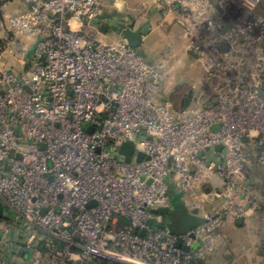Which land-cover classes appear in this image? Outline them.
I'll return each mask as SVG.
<instances>
[{
  "label": "built area",
  "instance_id": "2783aa9c",
  "mask_svg": "<svg viewBox=\"0 0 264 264\" xmlns=\"http://www.w3.org/2000/svg\"><path fill=\"white\" fill-rule=\"evenodd\" d=\"M102 1L22 0L7 18L33 49L21 71L0 72V264H195L221 226L259 207L248 172L255 147L264 167V81L248 84L241 67L255 41L261 56L263 0H228L239 13L228 28L194 21L195 44L230 71L205 105L179 110L164 66L97 39ZM170 186L192 208L209 196L222 204L174 234L152 212L170 208Z\"/></svg>",
  "mask_w": 264,
  "mask_h": 264
},
{
  "label": "rangeland",
  "instance_id": "374dc122",
  "mask_svg": "<svg viewBox=\"0 0 264 264\" xmlns=\"http://www.w3.org/2000/svg\"><path fill=\"white\" fill-rule=\"evenodd\" d=\"M215 1L103 0L101 3L104 21L113 28L126 26L129 22L143 26L145 22L148 33L138 51L148 62L164 66L165 96L175 110L187 108L184 107L186 101H190V106L205 105L219 91L223 76L230 71L225 56L215 57L205 48L198 47L192 34L194 21L209 18ZM218 2L225 3V0ZM22 5V0L0 1V72L21 71L20 63L25 59L22 50L32 47V42L15 36L7 25L8 16L22 9ZM261 5L264 7V0ZM259 11L260 14L261 7ZM170 13L173 16L168 18ZM119 31L109 29L106 33L101 32L97 39L108 44L118 43L122 40ZM254 45L248 50V63L241 67L247 76V83L253 85L264 81V41H261V56L256 54L255 58L252 53L257 47L256 41ZM255 149L257 152L253 148L249 159L248 178L252 198L259 203V207L250 208V221L243 228L234 225L220 227L218 239L211 243L200 259L203 264H264V194L259 190V186L264 185V167L259 164L260 148ZM204 200L217 201L219 206L222 204L213 196ZM164 220L167 221L168 216Z\"/></svg>",
  "mask_w": 264,
  "mask_h": 264
},
{
  "label": "water",
  "instance_id": "95a60500",
  "mask_svg": "<svg viewBox=\"0 0 264 264\" xmlns=\"http://www.w3.org/2000/svg\"><path fill=\"white\" fill-rule=\"evenodd\" d=\"M239 13L235 11L234 7L230 4V2H226L225 4V10H224V14L222 16V18L220 19L222 22H225V21H236L237 18H238V15ZM108 30V27L107 26H103L102 28V32H107ZM120 36L122 38V40L126 41L128 43V45L135 49V50H139L142 46H143V43H144V36H143V33L139 30H135L133 29L132 27H126V28H123L121 29L120 31ZM229 49V46L227 43H222L220 46H219V50L220 51H226ZM192 53V52H190ZM193 54V53H192ZM259 93L261 95H264L263 91L261 89H258ZM217 150H221V146H218L216 148ZM135 152V144L131 141H128V142H125L121 148H120V153L125 155L128 159V161H130V159L132 158L133 154ZM142 157V154H140V159ZM92 205V204H91ZM170 208H162V209H158V210H153L152 212L156 215H162L165 217L169 216L170 214ZM3 213H4V206L2 203H0V218L3 216ZM237 223L239 225H242L243 223V218H239ZM148 224L150 226H152L154 224V221L153 220H150L148 222ZM160 228H163L166 226V220H164L163 222L159 223L158 225ZM200 244H196L194 246V248H198ZM186 249H188V247H186ZM10 261L9 259H6L5 260V264H9Z\"/></svg>",
  "mask_w": 264,
  "mask_h": 264
},
{
  "label": "trees",
  "instance_id": "16d2710c",
  "mask_svg": "<svg viewBox=\"0 0 264 264\" xmlns=\"http://www.w3.org/2000/svg\"><path fill=\"white\" fill-rule=\"evenodd\" d=\"M0 1H3V0H0ZM260 7H261V12L264 14V9H263L264 7L261 4L259 5L257 9V13L260 12L259 11ZM0 20H1V14H0ZM189 102L190 101L184 102V107H189L190 106ZM261 185H262L261 187L259 186V190L261 193L264 194V185L263 184ZM169 193H170L169 197H170V209L171 210L168 216V220L166 221V225L170 228V230L174 234H177V235L184 234L202 223L203 221L202 219L198 218L197 216L189 212L183 200L182 193L178 192L173 186H170ZM196 263L203 264L202 260H198Z\"/></svg>",
  "mask_w": 264,
  "mask_h": 264
},
{
  "label": "crops",
  "instance_id": "0c3cea01",
  "mask_svg": "<svg viewBox=\"0 0 264 264\" xmlns=\"http://www.w3.org/2000/svg\"><path fill=\"white\" fill-rule=\"evenodd\" d=\"M178 1H181V0H178ZM217 1V2H216ZM215 2H214V4H213V6L211 7V9H210V16H213V17H216V18H218V19H221L222 18V16H223V14H224V10H225V3H223V2H218V0H216ZM228 0H225V2H227ZM22 9H20V10H25L26 9V6H25V4L22 2ZM218 4V5H217ZM216 5H217V7H216ZM219 6V7H218ZM215 8V9H214ZM217 8V9H216ZM187 11V10H186ZM170 16H173L171 13L170 14H168V18L170 17ZM261 17L264 19V14L261 12ZM102 18L103 19H105V16L102 14ZM145 23V22H144ZM144 23H142L143 24V26L142 25H139V23H130L129 22V24H127L126 26H122V27H115V28H113V26L112 25H109L108 23V30L109 29H114L115 31H118V30H121V28H126V27H132L133 29H135V30H139V31H141L142 33H143V36H144V42H145V38H146V34L148 33V29H146V27H145V25H144ZM119 24V23H118ZM148 24H149V22H148ZM224 24H225V28H228L230 25H231V21H225L224 22ZM146 29V30H145ZM108 30H107V32H108ZM106 33V32H105ZM144 44V43H143ZM170 46V45H169ZM151 63V62H150ZM20 69H21V65H20ZM183 200H184V198H183ZM184 202H185V200H184ZM203 202H206V203H203ZM200 203V205H201V208H199V209H195V208H191V206H192V204H189V203H187L186 204V202H185V204H186V207L188 208V210H189V212L190 213H192L193 215H195V216H197L198 218H200V219H202V217L200 216V215H207V214H210L211 212H213V210L216 208V207H218L219 205H218V202L217 201H202V199H201V202H199ZM191 205V206H190ZM203 220V219H202ZM248 221H250L249 220V214H248V216L247 217H245L244 219H243V223H242V225H239L238 223H235V224H232V223H229V224H225L224 225V227L225 226H227V225H234V226H236V227H238V228H243L244 226H245V224L248 222Z\"/></svg>",
  "mask_w": 264,
  "mask_h": 264
},
{
  "label": "clouds",
  "instance_id": "9594fccd",
  "mask_svg": "<svg viewBox=\"0 0 264 264\" xmlns=\"http://www.w3.org/2000/svg\"><path fill=\"white\" fill-rule=\"evenodd\" d=\"M117 6H119V5H117Z\"/></svg>",
  "mask_w": 264,
  "mask_h": 264
}]
</instances>
